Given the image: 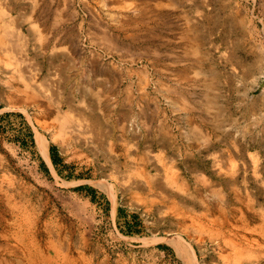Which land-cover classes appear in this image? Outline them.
<instances>
[{"label": "rangeland", "instance_id": "1", "mask_svg": "<svg viewBox=\"0 0 264 264\" xmlns=\"http://www.w3.org/2000/svg\"><path fill=\"white\" fill-rule=\"evenodd\" d=\"M191 263L264 264V0H0V264Z\"/></svg>", "mask_w": 264, "mask_h": 264}, {"label": "bare ground", "instance_id": "2", "mask_svg": "<svg viewBox=\"0 0 264 264\" xmlns=\"http://www.w3.org/2000/svg\"><path fill=\"white\" fill-rule=\"evenodd\" d=\"M110 15L113 16V14H110ZM11 34L16 35L19 39L22 38L19 34L12 33V32H8V35H11ZM63 121H65V122H63ZM67 122H68V120H67V119L65 120V118L63 117V118H62V123H64V125H65ZM43 140H44V139L40 138L39 141H40V143H41L42 145H45L44 142H43ZM43 147H44V146H43ZM178 238H180V237H178ZM176 240H177V239H176ZM173 243H174V241H173ZM186 245H187V244H186ZM183 248H184V247H183ZM179 249H181V247H180ZM183 250H184V249H183ZM181 251H182V250H181ZM184 251H185V250H184ZM184 251H182V252H184ZM190 251H191V250H189V252H190ZM191 257H193L192 254H191ZM187 262H189V261L187 260ZM191 264H192V263H191Z\"/></svg>", "mask_w": 264, "mask_h": 264}]
</instances>
